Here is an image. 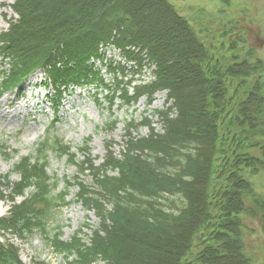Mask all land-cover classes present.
Instances as JSON below:
<instances>
[{"label": "trees", "instance_id": "obj_1", "mask_svg": "<svg viewBox=\"0 0 264 264\" xmlns=\"http://www.w3.org/2000/svg\"><path fill=\"white\" fill-rule=\"evenodd\" d=\"M12 9L19 18L0 35V57L9 63L0 81V100L23 91L43 71V86L55 94L56 115L66 94L92 87L99 94L110 92L111 105L118 97L130 103L166 93L169 107L158 113L163 132L146 119L150 135H129L121 159L109 151L105 165L94 167L90 149H80L88 155L82 167L105 191L99 195L79 184L81 204L95 209L100 221L89 244L80 233L63 241L61 232L51 236L47 231L49 212L66 205L68 197L65 192L58 201L52 198L56 183L48 172V152L57 144L60 156L68 155L72 162L77 158L58 139L40 143L36 156L16 164L18 181L4 177L12 212L0 219V227L21 238L42 231L53 251L71 259L70 264H253L245 252L243 217L259 220L264 233V197L254 193L245 169H264V160L241 150L264 136V82L258 78L253 87L248 85L256 74L263 75V62H252V52L242 62L235 56L226 66L215 61L171 0H14ZM102 45L122 50L132 65H109L110 72L122 77L116 81L119 90H110L96 66L104 59ZM146 67L153 69L154 81L135 85L130 73ZM243 90L245 98L236 102ZM234 128L237 132L226 143L224 132L230 136ZM113 167H119L116 177L108 174ZM198 242L203 249L192 262ZM0 264H24L8 239H0Z\"/></svg>", "mask_w": 264, "mask_h": 264}, {"label": "rangeland", "instance_id": "obj_2", "mask_svg": "<svg viewBox=\"0 0 264 264\" xmlns=\"http://www.w3.org/2000/svg\"><path fill=\"white\" fill-rule=\"evenodd\" d=\"M171 2L195 28L212 52L215 61L226 66L233 64L235 56L242 62L248 59V53L252 52V62L260 57L264 63V50H260L261 42L255 37L259 33L264 35V0ZM13 4L14 0H0V35L7 32L10 23L19 18L12 9ZM101 53L104 59L97 62L96 66L105 75L110 90H119L116 81L117 77H122L110 72L109 65L112 63L129 69L132 65L127 63L123 51L113 46L102 45ZM8 69L9 63L0 57V81ZM152 70L146 67L140 73L131 72L129 79H136L135 85L150 84L155 79ZM257 75L249 80L250 87L255 85L258 78H262L264 82V72L262 76ZM45 80L44 72L40 71L28 80L23 91L8 93L0 100V184H3L0 185V219L8 218L12 212V203L8 199L10 191L5 185L4 177L10 175L11 182L18 181L19 176L14 172L16 164L24 157L36 156L35 151L40 143L47 142L48 139L54 143L58 139L71 147L77 158L76 162H72L68 155L60 156L57 144L48 152V172L55 178L56 183L52 198L58 201L60 195L65 192H68V197L66 205L54 207L49 212L46 220L47 231L51 236L61 232L63 241H71L76 233H80L79 238L89 244L92 231L99 228L100 221L95 209L88 211L81 204L79 184H84L92 193L99 195L105 191L102 185L95 181L90 169L86 166L83 168L81 163L88 155L80 152V149L86 146L90 149L94 167L105 165L109 151L121 159L129 135L137 139L150 135L151 130L144 124L146 119L158 133L163 132V123L158 113L169 107L167 96L165 93H158L152 101L148 97H142L139 101L130 103L118 97L111 105L110 92L99 94L93 87L77 89L65 95L63 106L56 115L52 101L55 96L53 89L41 87ZM244 91L235 96L236 102L245 98ZM130 93L133 96V90ZM231 94H235L234 87L230 89ZM158 95H161V98L158 99ZM113 121H117L114 128L111 127ZM130 124L134 126L131 127ZM235 132V128L230 136L224 132L226 143L228 139L232 140ZM251 145L258 146L250 148ZM232 147L236 148L234 145ZM262 148L264 136L246 142L241 151L264 160ZM118 168L109 170V176H118ZM245 176L252 184L254 193L264 197V169L255 165L254 168L245 169ZM32 193L33 189L26 196ZM23 200V197H19L17 203ZM100 208L101 204H98L97 209ZM107 209L112 210V206L108 204ZM243 221L246 256L253 264H264V233L261 224L259 220L249 217H243ZM0 238L4 242L8 239L17 245L24 264H70L71 259L68 260L66 256L53 251L42 231H35L32 235L21 238L11 230L0 227ZM202 249L201 243L198 242L190 261L193 262Z\"/></svg>", "mask_w": 264, "mask_h": 264}, {"label": "flooded vegetation", "instance_id": "obj_3", "mask_svg": "<svg viewBox=\"0 0 264 264\" xmlns=\"http://www.w3.org/2000/svg\"><path fill=\"white\" fill-rule=\"evenodd\" d=\"M252 37V36H251ZM256 38H258L260 40V44H261V47H260V50H264V35L262 36V34H257V36H255ZM258 60L262 61V58L258 57ZM264 64V63H263Z\"/></svg>", "mask_w": 264, "mask_h": 264}, {"label": "bare ground", "instance_id": "obj_4", "mask_svg": "<svg viewBox=\"0 0 264 264\" xmlns=\"http://www.w3.org/2000/svg\"><path fill=\"white\" fill-rule=\"evenodd\" d=\"M161 98V95H158V99Z\"/></svg>", "mask_w": 264, "mask_h": 264}]
</instances>
